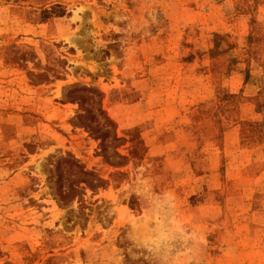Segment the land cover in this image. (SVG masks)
I'll return each mask as SVG.
<instances>
[{"label":"rangeland","instance_id":"rangeland-1","mask_svg":"<svg viewBox=\"0 0 264 264\" xmlns=\"http://www.w3.org/2000/svg\"><path fill=\"white\" fill-rule=\"evenodd\" d=\"M0 264H264V0H0Z\"/></svg>","mask_w":264,"mask_h":264}]
</instances>
